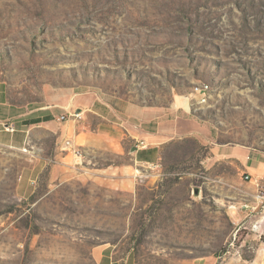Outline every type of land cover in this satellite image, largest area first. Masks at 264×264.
Masks as SVG:
<instances>
[{"label":"rangeland","instance_id":"374dc122","mask_svg":"<svg viewBox=\"0 0 264 264\" xmlns=\"http://www.w3.org/2000/svg\"><path fill=\"white\" fill-rule=\"evenodd\" d=\"M177 96L201 135L129 180L128 151L76 139ZM0 113L22 138L0 147V264H264L208 166L215 145L264 153V0H0Z\"/></svg>","mask_w":264,"mask_h":264},{"label":"crops","instance_id":"0c3cea01","mask_svg":"<svg viewBox=\"0 0 264 264\" xmlns=\"http://www.w3.org/2000/svg\"><path fill=\"white\" fill-rule=\"evenodd\" d=\"M136 123H132L131 129L126 133L115 135V138L105 142L92 139L84 130H79L76 139L86 147L111 148L117 154L124 156L130 154V162H123L116 167V172L129 180L133 167L145 164H157L163 156L167 143L175 139H184L190 136H199L203 127L189 108L186 97L177 96L173 107L169 110L155 108L150 113L134 116ZM8 119L0 113V147L10 146L20 141L21 135L8 132L3 127V122ZM11 121L16 128V121ZM21 131V130H20ZM19 132V129H18ZM71 135V130L69 131ZM68 134V135H69ZM125 139L131 143L127 150ZM142 142L145 146H142ZM212 156L208 160V166L215 168V179L217 187L223 197L236 198L235 204L231 205V213L238 221L246 219L256 223L257 232L264 235V153L248 148L223 147L215 145L212 147ZM63 159L69 162L80 163L85 161V157H78L72 152L64 154ZM224 163L230 164L233 172L227 171ZM249 178L246 179L245 176ZM248 188V189H247ZM247 189V190H246Z\"/></svg>","mask_w":264,"mask_h":264},{"label":"built area","instance_id":"2783aa9c","mask_svg":"<svg viewBox=\"0 0 264 264\" xmlns=\"http://www.w3.org/2000/svg\"><path fill=\"white\" fill-rule=\"evenodd\" d=\"M61 118L62 119H66V115H62ZM3 127L7 131H11V132L15 131V126H14V124L11 121L3 122ZM142 146H145V143L144 142H142ZM78 153H79V151H78ZM157 166H158V164L156 165V167ZM245 178L248 179L249 176L246 175Z\"/></svg>","mask_w":264,"mask_h":264},{"label":"trees","instance_id":"16d2710c","mask_svg":"<svg viewBox=\"0 0 264 264\" xmlns=\"http://www.w3.org/2000/svg\"><path fill=\"white\" fill-rule=\"evenodd\" d=\"M34 121H39V120H34Z\"/></svg>","mask_w":264,"mask_h":264}]
</instances>
